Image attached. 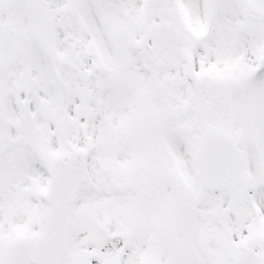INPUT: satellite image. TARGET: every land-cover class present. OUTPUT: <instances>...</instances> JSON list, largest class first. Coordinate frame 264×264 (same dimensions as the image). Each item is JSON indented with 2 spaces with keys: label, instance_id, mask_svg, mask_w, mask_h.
<instances>
[{
  "label": "snow or ice",
  "instance_id": "snow-or-ice-1",
  "mask_svg": "<svg viewBox=\"0 0 264 264\" xmlns=\"http://www.w3.org/2000/svg\"><path fill=\"white\" fill-rule=\"evenodd\" d=\"M0 264H264V0H0Z\"/></svg>",
  "mask_w": 264,
  "mask_h": 264
}]
</instances>
